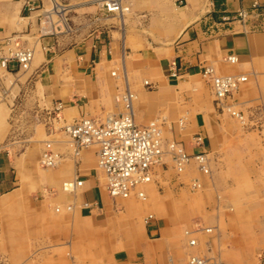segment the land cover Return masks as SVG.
I'll list each match as a JSON object with an SVG mask.
<instances>
[{
	"label": "crops",
	"instance_id": "0c3cea01",
	"mask_svg": "<svg viewBox=\"0 0 264 264\" xmlns=\"http://www.w3.org/2000/svg\"><path fill=\"white\" fill-rule=\"evenodd\" d=\"M50 1L0 0V59L21 47L35 51L28 68L0 63V199L29 204L27 224L3 230L18 231L19 248L27 250L18 264H186L191 255L264 264V32L223 22L255 2L264 7V0H132L123 15L99 12L95 19L87 16L89 0H63L81 2L73 32L40 38L43 9L28 7ZM231 54L237 63L227 61ZM207 67L247 78L229 99L243 124L216 112L201 75ZM127 89L137 96V124L159 119L188 154L211 155L201 195L168 162L142 188L145 200L112 197L98 147L75 152L64 128L121 115L117 97ZM47 144L60 157L51 169L39 164ZM70 180L82 182L75 193L62 190ZM59 205L71 211L57 214ZM149 215L154 220L147 223Z\"/></svg>",
	"mask_w": 264,
	"mask_h": 264
},
{
	"label": "built area",
	"instance_id": "2783aa9c",
	"mask_svg": "<svg viewBox=\"0 0 264 264\" xmlns=\"http://www.w3.org/2000/svg\"><path fill=\"white\" fill-rule=\"evenodd\" d=\"M132 0H100L99 5L107 15H123L129 10ZM29 10L34 13L40 7L29 4ZM72 6L52 0L51 8L42 10L38 15V31L40 38L57 37L61 33V24L65 30L70 27L67 23L66 14ZM223 22H234L254 32H264V7L255 2L250 9H241L235 16L224 17ZM44 50L48 47L44 46ZM33 48L21 47L17 49L11 58L0 59L2 66H6L8 60L16 62L22 68H28L34 59ZM227 61L235 64L238 62L236 55H229ZM172 77L179 78L180 74L174 67ZM202 78L208 84L215 98L216 108L220 112H229L235 118L244 121V115L235 109V105L229 103V99L239 89L247 78L245 76L219 75L213 67L204 68L201 72ZM145 85H149L146 81ZM137 96L130 89L121 93L117 100L122 104L124 112L119 116H107L105 120L92 118H81L80 120L66 126L65 132L70 137L75 152L97 146L98 168L106 178V188L109 194L115 198L129 199L136 197L145 200L146 196L142 188L154 181L157 169L167 168L170 160L178 175L185 173L187 168L194 163L202 174H210L209 158L206 152L188 154L184 146L175 140H167L163 136V126L159 119L147 125H139L135 120V102ZM63 104L57 103L53 114L57 120ZM183 126V121H180ZM197 145L203 144V137L198 135L194 138ZM59 155L47 144L43 152L40 164L44 168H54L59 163ZM1 184V180H0ZM82 182L70 180L64 182L63 187L68 193H75ZM193 190L202 187L199 179L191 183ZM154 220L149 215L146 222ZM210 232V229H205ZM187 236L190 232L186 231ZM190 245L196 244V240L190 239ZM169 264H176L170 262ZM186 264H226L214 258L192 255Z\"/></svg>",
	"mask_w": 264,
	"mask_h": 264
},
{
	"label": "rangeland",
	"instance_id": "374dc122",
	"mask_svg": "<svg viewBox=\"0 0 264 264\" xmlns=\"http://www.w3.org/2000/svg\"><path fill=\"white\" fill-rule=\"evenodd\" d=\"M57 1L59 3L68 4L69 6H72L70 12H68L66 14V17H65L67 19V23H68L70 29L69 30H65L64 27H63V24H61V33H58L59 34L58 37H63V36L69 35V34H71L73 32L74 26L72 24V19L71 18L78 14L79 10L77 8H75V5H77L78 3H81V2H76V4H73V3H70L69 1L68 2L67 1H63V0H57ZM99 1L100 0H89V2H86V4H85L86 6L92 7V9L89 11V15H87L88 17H90V18L93 17L95 19L99 12L103 13L101 8H100ZM51 5H52V0L50 1L49 5H47L46 7L41 6L40 9L48 10V9L51 8ZM37 49L40 50L41 46L38 45L36 47V51H37ZM209 89H210V87H209ZM213 103H214L216 112L219 115H227V116L239 121L242 124L245 122V116H244V121L242 122L241 120H239V119L235 118L234 116H232L231 113H229L227 111L220 112L216 108L215 98L213 100ZM180 121H183V120H179L177 122L178 126H181L180 125ZM161 124L163 126V136H164V138L169 140V141L170 140L172 141V138H168V136L166 135V132L164 131V123L162 121H161ZM183 126H184V121H183ZM208 158H209V168H210V163L212 162L211 155L208 154ZM168 162H170V166L172 167V169L175 170L172 162L170 160H168ZM39 164H40V161H39ZM40 166H41V164H40ZM46 169H51V168H46ZM159 169H160L161 172L162 171L165 172L166 168L163 169V167H161ZM175 172H176V178L177 179L188 181L187 183L190 186H191L190 182L194 178L200 179V177L202 176L201 172L198 171V168H197L196 165H195L193 170L189 171V169H188L181 176L178 175L176 170H175ZM211 173H212V171H211V168H210V174H206L204 176L210 177ZM152 183H154V182H152ZM63 184H62V187H63ZM185 186H186V183L185 184L181 183V184H179L178 189L180 190V189L184 188ZM191 188L192 187H190L191 192L193 194H195V195H201L204 192V190H205V186H204L203 183H202V187L200 189L193 190ZM132 198H134V197H132ZM129 199H131V198H129ZM140 201H143V200H140ZM68 208H69L68 205L67 206L59 205V206L55 207L54 210H55V212L57 214H64V213H67V212L71 211V210H68ZM27 210H29V204H25V202H20L19 201L18 204L16 206H14V203L13 204H5L4 202H2V199H0V262H3V261L7 262V260H9V261H12V264H15V263L18 264V263L21 262V260H25L26 259V255L25 254H26L27 250L19 248V242L17 241L18 239H16V236L18 235V231L17 232H12L11 230H13V229H8L6 233H3V230L6 229V227H10V226L17 227V226H19L20 223H21V220L25 224H27V220L29 219L28 214H27ZM207 229H210V232H207L205 230L206 233H212L213 229H211V228H207ZM5 235H6V237H5ZM15 240H16V242H14ZM13 243L15 245V248L12 247Z\"/></svg>",
	"mask_w": 264,
	"mask_h": 264
},
{
	"label": "bare ground",
	"instance_id": "6f19581e",
	"mask_svg": "<svg viewBox=\"0 0 264 264\" xmlns=\"http://www.w3.org/2000/svg\"><path fill=\"white\" fill-rule=\"evenodd\" d=\"M79 154H80V153H79ZM192 164H194V163H192ZM192 164H191V165H192ZM191 165H190V166H191ZM190 166H189V167H190ZM189 167H188V168H189ZM188 168H187V170H188ZM187 170H186V171H187ZM62 190H63L64 192H67L66 189H64V187H62ZM68 254H69V253H68ZM191 256H192V255H191ZM219 261H220V260H219Z\"/></svg>",
	"mask_w": 264,
	"mask_h": 264
}]
</instances>
